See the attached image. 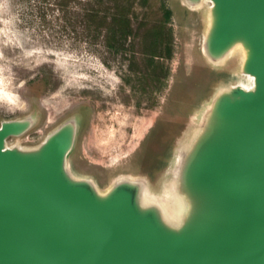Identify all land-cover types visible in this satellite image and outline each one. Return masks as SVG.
<instances>
[{"label": "water", "instance_id": "95a60500", "mask_svg": "<svg viewBox=\"0 0 264 264\" xmlns=\"http://www.w3.org/2000/svg\"><path fill=\"white\" fill-rule=\"evenodd\" d=\"M179 3L201 12L208 70L236 61L165 172L101 190L70 164L79 116L33 147L7 140L32 130L34 115L2 120L0 264H264V0Z\"/></svg>", "mask_w": 264, "mask_h": 264}, {"label": "rangeland", "instance_id": "374dc122", "mask_svg": "<svg viewBox=\"0 0 264 264\" xmlns=\"http://www.w3.org/2000/svg\"><path fill=\"white\" fill-rule=\"evenodd\" d=\"M149 1L171 13L172 53L153 61L155 76L147 80L130 69L133 61L143 69L145 59L86 42L74 19L42 0H0V122L37 118L8 146H36L77 115L82 125L70 156L77 175L105 190L119 178L154 183L165 172L195 109L236 58L219 72L209 71L200 54L201 12H187L179 0Z\"/></svg>", "mask_w": 264, "mask_h": 264}, {"label": "trees", "instance_id": "16d2710c", "mask_svg": "<svg viewBox=\"0 0 264 264\" xmlns=\"http://www.w3.org/2000/svg\"><path fill=\"white\" fill-rule=\"evenodd\" d=\"M49 8L81 28L80 36L95 45L101 43L115 52L128 51L147 61L143 69H137L134 61L130 69L142 78L155 76L153 61L170 59L172 53V31L169 27L171 13L163 3L149 0H42ZM77 5L72 10L70 5ZM136 6L143 10L140 14ZM71 26L73 24L70 23ZM135 60V58H134Z\"/></svg>", "mask_w": 264, "mask_h": 264}, {"label": "bare ground", "instance_id": "6f19581e", "mask_svg": "<svg viewBox=\"0 0 264 264\" xmlns=\"http://www.w3.org/2000/svg\"><path fill=\"white\" fill-rule=\"evenodd\" d=\"M241 83H242V85H245L246 87H249V85L251 84V82L250 81H245V80H241Z\"/></svg>", "mask_w": 264, "mask_h": 264}]
</instances>
